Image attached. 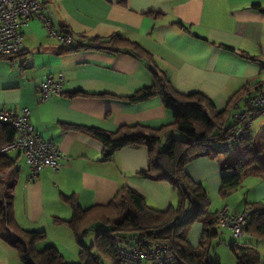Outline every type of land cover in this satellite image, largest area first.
Here are the masks:
<instances>
[{
  "label": "crops",
  "instance_id": "1",
  "mask_svg": "<svg viewBox=\"0 0 264 264\" xmlns=\"http://www.w3.org/2000/svg\"><path fill=\"white\" fill-rule=\"evenodd\" d=\"M40 1L49 8L57 29L70 31L84 41L75 40L74 50L64 48L50 37L41 20L30 19L23 27L24 50L16 56L0 57V108L15 113L30 109L32 124L60 150L63 164L57 170L44 168L32 179L24 154L14 150L8 155L15 166L0 171V177L16 172V223L25 231L45 233L35 248L54 245L66 258L61 241L65 239L62 245L71 250L76 240L71 228L57 221L73 217L67 197H74L86 209L109 203L127 186L142 194L152 208L166 210L178 200L169 182L141 174L149 167L146 146L122 148L105 160L99 139L64 128V124H71L113 132L123 125L159 128L174 121L158 96L142 102L125 98L154 82L148 60L125 50L78 46L98 45L97 41H106L115 33L136 41L152 54L156 69L165 73L176 91L203 93L213 101L215 114L223 112L231 98L247 87L228 118L227 123L233 124L242 97L264 77V0ZM59 73L65 77L64 94L40 102L39 86ZM185 171L204 186L211 212L223 207L231 211L237 198H241L243 208L231 213L245 211L248 203L264 202V178L256 176H248L239 189L223 199L221 170L211 157L191 161ZM221 201L224 205L214 208ZM202 235L203 223L197 222L188 239L198 247ZM260 255L264 256V248ZM0 264H23L17 251L1 237Z\"/></svg>",
  "mask_w": 264,
  "mask_h": 264
},
{
  "label": "trees",
  "instance_id": "2",
  "mask_svg": "<svg viewBox=\"0 0 264 264\" xmlns=\"http://www.w3.org/2000/svg\"><path fill=\"white\" fill-rule=\"evenodd\" d=\"M61 31L72 34L70 31ZM82 40L76 37V41ZM96 43L98 45L81 44L78 47L111 52L125 50L148 60L154 82L125 98L132 102H142L158 96L172 112L174 121L159 128L141 124L123 125L113 132L71 124H64V128L84 131L99 139L104 145L105 160L111 159L122 148L146 146L149 167L141 174L155 181L169 182L177 193L178 203L166 210L152 208L146 204L142 194L127 186L109 203L86 209L74 197H67L73 217L57 221L67 224L76 242L81 245V262L78 264H105L106 261L118 264L121 245L132 242L139 235L148 236L151 241L167 243L183 264H221L220 261L212 260L208 251L209 240L219 235V212L209 210L204 186L193 180L185 167L200 157L215 159L221 170L222 198L239 189L248 176L264 178V121L254 134H248L230 147L219 146V143L229 139V129L233 124L227 123L228 118L235 109L236 99L247 87L231 98L223 112L215 114L213 101L203 93L183 94L176 91L165 73L156 69L152 54L138 42L115 33L108 40ZM226 48L234 50L233 47ZM71 49L74 50L73 47ZM259 117H264V107L256 109L255 119ZM173 130L183 133L186 139L171 136L169 133ZM14 138L15 130L0 121L1 173L15 166V160L8 153L1 152ZM15 177L16 172L8 177H0V237L17 251L23 264H71L54 245L43 250L35 248V243L45 237L44 232L25 231L16 223L13 212ZM188 209L190 214H187ZM245 211L250 217L245 234L252 235L257 243H234L231 245L232 250L239 264H264V256L261 257L259 250V245L264 244V202L248 203ZM197 222L203 223V235L199 246L194 247L188 237ZM97 225H103V228H97ZM90 231H95L96 235L93 243L87 245L84 239ZM238 249L244 253L238 255Z\"/></svg>",
  "mask_w": 264,
  "mask_h": 264
},
{
  "label": "built area",
  "instance_id": "3",
  "mask_svg": "<svg viewBox=\"0 0 264 264\" xmlns=\"http://www.w3.org/2000/svg\"><path fill=\"white\" fill-rule=\"evenodd\" d=\"M38 18L47 28L51 38L58 39L62 46H73L76 36L64 33L53 25L49 8L40 0H0V57H12L25 48L23 27L30 19ZM64 75L48 77L39 86V101L46 102L64 94ZM235 122L229 129L226 141L219 146L230 147L249 134L255 124L256 109L264 107V77L238 104ZM30 109L21 113L0 108V121L15 130V138L6 144L1 152L14 150L22 152L30 169V177H37L47 167L55 170L62 166L63 156L55 144L45 139L32 124ZM221 230H230L240 238L245 235L250 222L249 213H231L226 207L218 213ZM118 264H183L178 254L167 244L151 241L148 236L139 235L132 242L123 243L119 250Z\"/></svg>",
  "mask_w": 264,
  "mask_h": 264
},
{
  "label": "rangeland",
  "instance_id": "4",
  "mask_svg": "<svg viewBox=\"0 0 264 264\" xmlns=\"http://www.w3.org/2000/svg\"><path fill=\"white\" fill-rule=\"evenodd\" d=\"M263 121H264V117L257 118L255 120V124L251 128L249 134H251V135L254 134L257 131V129L261 126ZM170 135L177 138V139H186V136L177 130L171 131ZM177 203H178V200L175 203V205H177ZM232 204H234V205L232 206V209L230 212H232V210H234L235 208H243L241 198L234 199V203H232ZM219 205L223 206L224 204L222 205V201L218 202V204H214V208L218 207ZM223 208H225V207H223ZM187 214H190L189 209H188ZM97 228H103V225H97ZM218 231H219V235L217 237L213 238L212 240H209L208 251H209V257L212 260L220 261L221 264H239L238 263V257L235 255V253L232 250V246H231L232 244L237 243V245L238 244L241 245L244 243H254V244L257 243L256 240L252 237V235H246L245 234L244 236L237 238L233 235V233L230 230L222 231V230L218 229ZM50 234H51V236L53 235L52 233H50ZM95 235H96L95 231H90L89 234L87 235V237L84 239V242L87 245H91L94 241ZM61 242L64 243L66 241H65V239H63V241H61ZM62 243H61V247L63 248L62 251L65 255H67L66 261L71 263V264H78L79 262H81V257L79 254V251L81 250V245H79L75 240V242L72 244L73 248H71V250H69L68 249L69 245L67 247H65L64 245H62ZM64 248H66V249H64ZM263 248H264V246H262L261 248L259 247V250L261 251ZM237 252H238V255L244 253L243 250H239V249L237 250ZM105 264H111V263L106 262Z\"/></svg>",
  "mask_w": 264,
  "mask_h": 264
}]
</instances>
